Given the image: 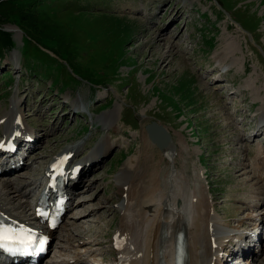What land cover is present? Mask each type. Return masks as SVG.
<instances>
[{
    "label": "rangeland",
    "instance_id": "1",
    "mask_svg": "<svg viewBox=\"0 0 264 264\" xmlns=\"http://www.w3.org/2000/svg\"><path fill=\"white\" fill-rule=\"evenodd\" d=\"M8 3L18 15L0 16V111L19 100L16 109L24 113L17 119L31 122L38 136L24 158L26 167L15 173L26 177L19 176L11 187L30 184L20 194L36 187L42 168L67 146L83 144L79 160L100 138L107 136L110 143L109 152L81 172L75 209L53 232L43 262L80 256L82 264H90L99 256H114L110 239L120 227L116 207L123 200L116 174L127 169L141 173L122 184L132 192L148 181L161 152L156 146L143 149L144 125L150 121L182 142L185 150L175 165L184 169V189L188 182L192 190L193 182L200 186L220 229L246 232L239 242H249L262 260L257 239L261 233L264 242V223L255 226L254 218L264 215V195L256 199L251 191L264 186V174L254 178L249 164L257 144L264 148V127L258 123L264 115V0ZM161 29H167L166 36ZM167 35L170 39H164ZM218 55L224 61L216 60ZM79 95L84 101L80 110L66 97ZM115 104L116 126L106 129L101 120ZM256 128L260 135L252 136ZM35 197L20 198L29 201L21 215L32 212ZM67 221L74 224L64 230ZM238 244L229 242L223 258L253 264L245 263L239 251L230 254Z\"/></svg>",
    "mask_w": 264,
    "mask_h": 264
},
{
    "label": "bare ground",
    "instance_id": "2",
    "mask_svg": "<svg viewBox=\"0 0 264 264\" xmlns=\"http://www.w3.org/2000/svg\"><path fill=\"white\" fill-rule=\"evenodd\" d=\"M166 30L167 29H161L160 32L163 31L162 34L166 36ZM164 39H170V36ZM166 44L171 46V41L169 40ZM168 51L169 48L167 49V52ZM215 59L220 62L224 61V57L220 55L215 56ZM222 73L223 71L217 74V76H221ZM66 97L71 100V104L75 101V106L79 110L84 107V101L82 102L83 98L80 95L75 99L69 96ZM77 99H79V101ZM18 101H13V104L8 107L6 106L5 109L0 111V134L9 137L13 133L21 132V135L16 136L15 140L21 146L29 144L30 147L32 146V141L36 140L37 137L33 129L34 127L28 128L27 125L17 119V117L22 114V111L19 112L16 109ZM118 110V104H115V107L112 108L110 112L107 114L105 112L106 115L104 114L105 117L103 116V120H101L104 128L111 129L116 126L114 120L116 111L118 112ZM258 112L259 111H257V114H259ZM261 115L262 114H260L258 123L262 124V127H264V115H262V117ZM23 128H26L28 132H25ZM259 132H261L260 129L256 128L252 136H256ZM146 136L147 134L143 138V149L149 151V149H153L152 146L155 145L149 140L148 136L147 140ZM105 137L100 138L98 144L88 152V155L76 161V164H81L84 168L89 163L99 161L101 155L108 153L109 149H107V146L110 145V143ZM1 139L2 137L0 135V141ZM173 139V136L170 135L165 148L159 150L161 152L159 153L158 163H155L150 175L147 176L148 181L144 182L142 180L144 183L141 181L142 183L139 184V187L134 186V192L127 189L129 184L124 187H122V184L125 185L128 183L125 182V179L132 178V180L135 181L136 177L142 176L141 173L132 171L133 174H131V171L127 169L118 172L119 176L116 174V178L118 179L119 177L118 180L121 181V186L119 187L123 195L125 194L124 196L122 195V202L116 207L119 209L118 212H121L120 227H118V231L116 230L117 232L115 231L116 233L114 232L115 234H112V239H110L111 245L113 244V240L117 241V249L114 251L115 258L113 260L116 264H174L175 238L178 231H183L185 236V249L187 252L186 264H230L227 258H223L222 252L225 251L224 247L234 238L241 241L248 236L246 232H230L232 230L223 231L220 229V224L216 218L217 216L210 210L211 204L204 197L203 189L196 185V183L193 182V190L189 182L186 184V189H184L182 180L184 169L180 167L179 171L175 165V160L176 156L181 157L180 155L185 149L180 140L176 143ZM82 145L83 144L80 142L67 146L61 149L59 153L57 152L58 154L55 153L56 155H53V159L51 158V160L70 155L68 162H72L76 160L77 155L80 153L79 150L82 149ZM244 146L247 147L248 145L244 144ZM255 149L257 150V154L253 156L249 165L254 178L259 179L264 174V153H261L264 148H261V145L257 144ZM259 158L261 160H258ZM32 162H34V159ZM160 162L164 164L161 166ZM150 166L151 165H149V167ZM42 169L44 171V168ZM5 171L6 170L0 171V214L28 225L37 224V218L34 216V212H30L28 215H21L25 206L29 205V201H27V199L22 201L20 198L31 197L33 190H28L24 194H20L19 191L20 189L22 191V188L30 184L26 182L25 184H20L17 188L11 187L12 182L15 184L16 178L19 176L26 177V175L18 174L13 177L8 176L6 178H1V175L6 173ZM27 178L30 177L27 176ZM179 178H181V180H179ZM34 182L35 181L31 183L34 184ZM137 182L136 180V182L133 183L137 185ZM70 185V190H72L69 194L72 195L75 188H73L72 184ZM9 190H11L10 193L12 195H16L14 201L17 199V202L15 204L12 201V197L14 196L10 197L12 200L9 199ZM251 193L256 199H260V195H264L263 184L258 186L255 190H252ZM252 206L248 209L253 208ZM14 210H17L19 213H13ZM74 216L75 215H70V217ZM254 221L255 226L264 223V215H261L258 219L255 217ZM70 222L67 221L64 223L62 228L64 230L72 229L71 227L69 228ZM71 224L74 223L71 222ZM47 232L49 235H53V231ZM67 237L66 235L65 239H67ZM262 239L263 235L260 233L257 239L260 245L259 251L264 252V242ZM238 245L239 248L235 250L232 249L230 254L240 251L241 254L248 255L244 261L245 263L252 262L255 264L257 261L261 264L264 260V258L260 260L261 257H258V253L251 248L249 242L248 244L239 243ZM97 249H99V247H97L96 250ZM75 258L76 259L73 261L59 263L45 262V264L83 263L80 256Z\"/></svg>",
    "mask_w": 264,
    "mask_h": 264
},
{
    "label": "snow or ice",
    "instance_id": "3",
    "mask_svg": "<svg viewBox=\"0 0 264 264\" xmlns=\"http://www.w3.org/2000/svg\"><path fill=\"white\" fill-rule=\"evenodd\" d=\"M44 215V213H41ZM54 226V225H53ZM46 238L41 237L39 239V247L42 249ZM37 242L32 233L29 230L21 229L17 230L11 225H5L0 222V247L11 243H19L20 245L27 247L33 243Z\"/></svg>",
    "mask_w": 264,
    "mask_h": 264
},
{
    "label": "water",
    "instance_id": "4",
    "mask_svg": "<svg viewBox=\"0 0 264 264\" xmlns=\"http://www.w3.org/2000/svg\"><path fill=\"white\" fill-rule=\"evenodd\" d=\"M149 140L154 143L159 149H163L169 140L168 131L160 124L155 121L145 125Z\"/></svg>",
    "mask_w": 264,
    "mask_h": 264
},
{
    "label": "trees",
    "instance_id": "5",
    "mask_svg": "<svg viewBox=\"0 0 264 264\" xmlns=\"http://www.w3.org/2000/svg\"><path fill=\"white\" fill-rule=\"evenodd\" d=\"M8 1H6V0H0V16H7L8 13H11L12 15H18V12H14L12 10L13 9L12 8L13 7V4L12 3L11 4L8 3ZM2 34L5 35V36H7L6 34H8V33H2Z\"/></svg>",
    "mask_w": 264,
    "mask_h": 264
}]
</instances>
